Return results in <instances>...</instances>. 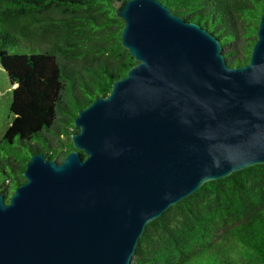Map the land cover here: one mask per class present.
<instances>
[{"label":"water","instance_id":"95a60500","mask_svg":"<svg viewBox=\"0 0 264 264\" xmlns=\"http://www.w3.org/2000/svg\"><path fill=\"white\" fill-rule=\"evenodd\" d=\"M115 13L135 64L77 113L72 152L59 164L32 154L24 183L7 203L0 193V264H131L149 222L264 165V6L234 67L211 32L158 0Z\"/></svg>","mask_w":264,"mask_h":264},{"label":"trees","instance_id":"16d2710c","mask_svg":"<svg viewBox=\"0 0 264 264\" xmlns=\"http://www.w3.org/2000/svg\"><path fill=\"white\" fill-rule=\"evenodd\" d=\"M122 1L0 0V67L13 88L0 139L6 203L31 155L59 164L74 150L77 113L135 64L120 45ZM158 1L211 32L228 66L248 63L264 0ZM131 264H264V165L207 181L149 222Z\"/></svg>","mask_w":264,"mask_h":264},{"label":"rangeland","instance_id":"374dc122","mask_svg":"<svg viewBox=\"0 0 264 264\" xmlns=\"http://www.w3.org/2000/svg\"><path fill=\"white\" fill-rule=\"evenodd\" d=\"M119 5V4H117ZM225 50L223 49L222 52ZM10 82L3 69L0 67V139L2 138L6 128L9 127L12 116L10 115V102L12 99V89Z\"/></svg>","mask_w":264,"mask_h":264}]
</instances>
